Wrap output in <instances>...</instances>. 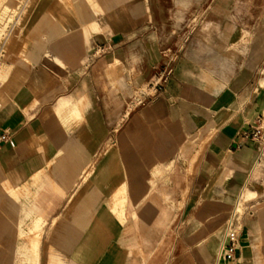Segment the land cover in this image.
Masks as SVG:
<instances>
[{"label":"crops","instance_id":"0c3cea01","mask_svg":"<svg viewBox=\"0 0 264 264\" xmlns=\"http://www.w3.org/2000/svg\"><path fill=\"white\" fill-rule=\"evenodd\" d=\"M19 28L0 264H264V0H27Z\"/></svg>","mask_w":264,"mask_h":264},{"label":"built area","instance_id":"2783aa9c","mask_svg":"<svg viewBox=\"0 0 264 264\" xmlns=\"http://www.w3.org/2000/svg\"><path fill=\"white\" fill-rule=\"evenodd\" d=\"M172 73V69L169 68L161 73V75L155 80L150 82L144 91H141L137 96L136 100L138 103H143L148 97L157 95L162 91ZM246 136L254 141H258L264 144V117L259 116L257 123L251 125L249 130L246 132ZM9 143L12 146L14 141L11 138V134L7 131L0 133V148ZM242 215L238 211H234L228 221V234L226 243L224 245L223 254L226 260L235 262L236 251L243 232V221Z\"/></svg>","mask_w":264,"mask_h":264},{"label":"rangeland","instance_id":"374dc122","mask_svg":"<svg viewBox=\"0 0 264 264\" xmlns=\"http://www.w3.org/2000/svg\"><path fill=\"white\" fill-rule=\"evenodd\" d=\"M26 3L27 0H0V57L4 50L5 53L8 54L13 50V46H15V44H11L10 41L12 37L20 34L19 20ZM6 41L7 43L4 46ZM2 68L3 66H1L0 60V81L3 79L1 75ZM0 96L1 104L7 97H5L3 93H0ZM1 98L3 99L1 100ZM242 197L243 199H247L248 193H243ZM244 206L245 204L243 200H241L235 210L243 214Z\"/></svg>","mask_w":264,"mask_h":264},{"label":"bare ground","instance_id":"6f19581e","mask_svg":"<svg viewBox=\"0 0 264 264\" xmlns=\"http://www.w3.org/2000/svg\"><path fill=\"white\" fill-rule=\"evenodd\" d=\"M2 94V93H1ZM3 96V95H2ZM1 97V96H0ZM6 97V96H5ZM3 98H1V100H2ZM7 99V98H6Z\"/></svg>","mask_w":264,"mask_h":264}]
</instances>
